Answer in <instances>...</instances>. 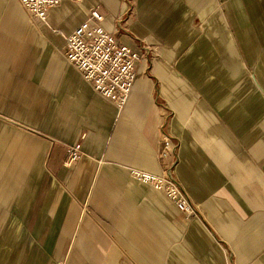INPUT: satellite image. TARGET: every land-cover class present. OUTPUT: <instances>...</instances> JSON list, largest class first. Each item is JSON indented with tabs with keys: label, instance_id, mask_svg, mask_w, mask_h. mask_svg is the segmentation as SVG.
Segmentation results:
<instances>
[{
	"label": "crops",
	"instance_id": "obj_1",
	"mask_svg": "<svg viewBox=\"0 0 264 264\" xmlns=\"http://www.w3.org/2000/svg\"><path fill=\"white\" fill-rule=\"evenodd\" d=\"M93 9L150 51L122 109L64 55ZM173 163L192 217L129 174ZM0 264H264V0H0Z\"/></svg>",
	"mask_w": 264,
	"mask_h": 264
},
{
	"label": "built area",
	"instance_id": "obj_2",
	"mask_svg": "<svg viewBox=\"0 0 264 264\" xmlns=\"http://www.w3.org/2000/svg\"><path fill=\"white\" fill-rule=\"evenodd\" d=\"M61 0H20L24 10L38 23H44L50 9L58 6ZM81 3L83 0H72ZM103 17L97 9H93L85 23L67 37L64 55L67 61L81 73L83 79L90 83L94 91L102 98L122 109L132 92L136 80L138 65L150 53L145 48L142 54L121 46L114 35L105 31L101 25ZM81 141L67 147L64 166L68 169L76 166L83 157ZM177 146L172 139L163 141L160 157L164 160L176 154ZM175 164H167L161 175H154L139 169H130L131 178L141 184L165 195L176 207L177 211L192 217L196 208L189 195L176 178Z\"/></svg>",
	"mask_w": 264,
	"mask_h": 264
}]
</instances>
